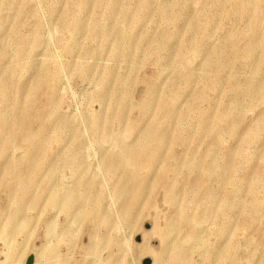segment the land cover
Here are the masks:
<instances>
[{
	"label": "rangeland",
	"instance_id": "rangeland-1",
	"mask_svg": "<svg viewBox=\"0 0 264 264\" xmlns=\"http://www.w3.org/2000/svg\"><path fill=\"white\" fill-rule=\"evenodd\" d=\"M142 1L0 0V83L12 87L0 90V264H264V191L242 224L252 184H264V0ZM227 39L240 51L230 64L219 52ZM43 74L59 76L52 104L36 88ZM161 99L173 104L168 116ZM159 123L166 141L150 164L146 135ZM27 131L42 147L30 161ZM140 143L136 166L106 168ZM131 179L141 186L127 215ZM11 215L14 234L2 230Z\"/></svg>",
	"mask_w": 264,
	"mask_h": 264
},
{
	"label": "bare ground",
	"instance_id": "bare-ground-1",
	"mask_svg": "<svg viewBox=\"0 0 264 264\" xmlns=\"http://www.w3.org/2000/svg\"><path fill=\"white\" fill-rule=\"evenodd\" d=\"M248 1H256V0H248ZM142 2L143 3H142L141 6L144 8L145 7L144 0ZM232 8L237 13H244L243 11H244V8H245V3L236 2L233 5ZM207 10H208L207 11V14H210L211 15V12H213L214 9H207ZM128 13H129V11H128L127 7H123L121 9V14H120L121 18L123 20H126L127 18H129ZM255 15L256 14L251 13V16H250L251 24H252L251 32L254 35H261V32H259V29H258V22L256 21V16L257 15L256 16ZM79 26H80V24H79V21H78L75 24L76 29ZM118 28H119L118 30L120 31V32H118V33H120L118 35H121V38L123 40L122 42H124L123 44H127L128 42H130L131 39H132V32H125L124 30H122L120 28L119 25H118ZM106 35L107 36L108 35L110 36V34H107V33H106ZM163 39L167 43L168 41H170V36L163 35ZM197 44L198 43H195V46ZM225 46H226V48L223 49ZM219 52H222V53L225 54L226 62L228 64H230L240 54L237 40L236 39H227L226 42H225V44L223 46L219 47ZM253 52H254V47L252 45H249L248 48H247V53L248 54H252ZM214 77L217 78L215 75H214ZM58 78H59V76H54V77L51 78L50 76H47L46 74H43V75H41L39 84L36 86V88L39 91H43V93H45V94L48 95V99H49L50 104H52V102H53L52 99L55 96V81ZM11 88L12 87H11L10 80L1 81V83H0V90L3 91L2 93H5V94H8L9 95L11 93ZM252 88L254 89V91H261L263 89V87H260L259 85L258 86H253ZM149 91H150L149 92L150 96H152L154 94V89L150 88ZM175 94L176 93H174V95ZM31 96H32V94H31ZM16 103L17 102H15V104ZM172 105L173 104L170 101H167L165 99H161L159 101V103H158L159 111L164 116H168L173 111V106ZM23 111H24V107H23ZM49 111H51V110H49ZM32 112H34V111L32 110ZM41 112H42L41 113L42 115H43V113L46 115L45 112H43V111H41ZM31 114L32 113H30V111L27 110L23 114L24 115L23 118L24 119H26V118L29 119V117L31 116ZM53 114H54V111H53ZM38 115H39V113H38ZM35 116H36V113H35ZM50 116H52V115H50ZM3 117H4V115H2L0 118L3 119ZM206 118H207L206 111H202L201 114H200V130L203 129V125H204V123L206 121ZM240 124H241V120H240V117L237 115V118L236 119H233V124L228 128V130L230 132H232V133H235V132H237V129L239 128ZM8 126L9 125L7 124V119H6V124L3 127L4 128H7ZM259 130H260V125H257L250 132H248V135L249 136H251V135L252 136H256V135H258ZM148 131H149L150 134H147L146 136L149 137L152 140V149H151L150 152L147 153L146 159H147L148 163L153 164L158 159V157H157V151H158V149L161 148L163 146L164 142L166 141V131H167V127H166V124L159 123V124L151 125L148 128ZM23 139L27 143H29V142L34 143V147L31 148L30 150H28L27 155H26V158L30 161V160H32V159L35 158V155H36L35 154L36 153L35 152L36 151L35 148H38V147L42 148L41 147V143H39V140L33 135V133L28 132V131L24 133ZM216 144L220 146V141L217 140L216 141ZM145 151H146V148H145V144H143V143L134 144V145H128V146L122 148L121 151H120V153H118L116 156L112 157V159H110V160H108L106 162V168L108 170L110 169L109 171H111L113 169H116V167H119L120 164L122 165L125 161H128L133 166H136L137 163H138V161L141 160L144 157ZM169 166L171 167V170H174V171L176 170V168L174 167L175 166L174 163H170ZM262 171H264V168H261L260 173H262ZM133 173H134V171H133ZM158 177H159V182L162 183V184H164L165 183V177H164V175L160 174ZM36 180H37V178H34L33 181H36ZM18 185H19L18 186V189H21L20 188V184H18ZM166 185H168L167 182H166ZM140 186H141V184H137L136 181H134V179H131V181L128 184H124L122 186V188H121L123 194H125L129 190H130V193H131L130 199L126 202V206H125L126 210L129 212L127 215H130L131 214L130 211L134 210L135 207L138 204L139 198L137 196V192H138V188ZM167 189L175 197L178 194L177 193V189H174V188H167ZM251 189H252L251 190V193H250L251 194L250 195V198H251L250 207L251 208H248V210H247V216L249 217V219H245L243 221V223H242L243 226L246 229L251 225V216L255 212L254 209H257L258 208V205H259V202L258 201H254L255 194L256 195L259 194V193L261 194L264 191V184L260 180H258L257 182H255L254 184H252V188ZM23 192H25V191H23ZM23 192H22V194H24ZM200 196H201V194L198 193V192L194 196L195 197V201H196V203L198 205L200 204V202H199L200 201ZM233 197L235 199L240 198L239 191H235L233 193ZM49 203L50 204H56L57 203V199L51 198ZM58 203H59V201H58ZM202 209H204V208H202ZM202 212H203V210H202ZM172 224H173V222H171V225ZM167 227H169V223L167 224ZM2 230L5 231V233L7 232L8 234H14L15 232L18 231V227L14 223V215H11V217H9V219L6 220L5 224L3 225Z\"/></svg>",
	"mask_w": 264,
	"mask_h": 264
},
{
	"label": "water",
	"instance_id": "water-1",
	"mask_svg": "<svg viewBox=\"0 0 264 264\" xmlns=\"http://www.w3.org/2000/svg\"><path fill=\"white\" fill-rule=\"evenodd\" d=\"M29 260H31V259H29Z\"/></svg>",
	"mask_w": 264,
	"mask_h": 264
}]
</instances>
